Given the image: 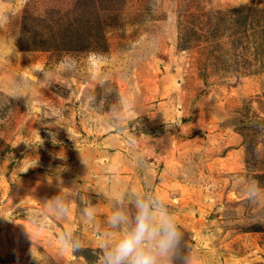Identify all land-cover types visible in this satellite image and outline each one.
Returning <instances> with one entry per match:
<instances>
[{"label": "rangeland", "instance_id": "1", "mask_svg": "<svg viewBox=\"0 0 264 264\" xmlns=\"http://www.w3.org/2000/svg\"><path fill=\"white\" fill-rule=\"evenodd\" d=\"M229 12L246 16L234 31ZM262 31L264 0H0V264H35L32 244L71 264L61 229L77 264H99L81 210L145 190L175 210L191 264H264V196L242 190L264 186ZM73 183L64 221L30 222Z\"/></svg>", "mask_w": 264, "mask_h": 264}, {"label": "clouds", "instance_id": "2", "mask_svg": "<svg viewBox=\"0 0 264 264\" xmlns=\"http://www.w3.org/2000/svg\"><path fill=\"white\" fill-rule=\"evenodd\" d=\"M80 185L73 183L70 187H61L56 195L39 203L42 211L29 212L30 222L38 227H46L49 223L58 226L57 222L67 218L70 204L78 198ZM242 190L250 201L264 196V186L255 178L246 180ZM81 211L100 238L99 264H177L178 260L180 264H191L185 230L175 210L159 193L125 191L119 194L109 214L101 212L91 200ZM59 241L62 249L69 250L71 264H77L82 247L78 235L71 229H61ZM29 255L35 264H49L47 254L40 250L33 252V244Z\"/></svg>", "mask_w": 264, "mask_h": 264}, {"label": "trees", "instance_id": "3", "mask_svg": "<svg viewBox=\"0 0 264 264\" xmlns=\"http://www.w3.org/2000/svg\"><path fill=\"white\" fill-rule=\"evenodd\" d=\"M230 14H231L230 12H229V15H223L222 13H219L218 14V19H219L220 25H222V24L225 25L224 29L229 28V31L230 30L234 31V29H235V27H234L235 18H236L237 24L240 25L241 24L240 22H242L244 19H246V16L242 15V18L237 20V17L240 16L241 14L238 15L237 17H235V18H232L233 16H231ZM220 25H217V27H216L217 31L220 30V28H221ZM234 34H237V39L240 42V47H242V43H243L242 40L246 39V32H241V31L239 32L238 30H236V32H234ZM262 36H264V31H262ZM248 46L249 45H246L245 47L249 49Z\"/></svg>", "mask_w": 264, "mask_h": 264}]
</instances>
